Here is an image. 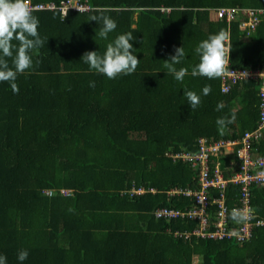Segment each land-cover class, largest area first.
<instances>
[{"label": "trees", "instance_id": "16d2710c", "mask_svg": "<svg viewBox=\"0 0 264 264\" xmlns=\"http://www.w3.org/2000/svg\"><path fill=\"white\" fill-rule=\"evenodd\" d=\"M82 2L90 9L34 10L45 43L31 53L33 67L17 75L18 93L0 82V255L7 264H264V224L244 242L185 239L174 231L192 232L196 220L152 213L190 206L189 197L167 190L199 186L197 169L168 152H196L201 137L241 140L257 127L263 77L241 78L227 92L221 78L192 76L191 69L199 63L198 44L223 29L230 34L229 68L264 71V14L256 12L258 27L249 35L242 17L228 23L215 15L222 6L264 9V0ZM93 15L116 20L107 39L96 35L102 21H90ZM128 32L140 59L133 74L109 79L81 60ZM179 47L186 55L175 67L189 70L183 82L164 68ZM185 90L201 96L195 109ZM233 112L221 135L216 120ZM254 148L264 154V132ZM133 186L148 190L132 197L126 191ZM227 193L231 207L239 204V185L229 184ZM251 202L253 220L264 219V185H254ZM229 222L235 224L231 216ZM21 250L28 251L24 261Z\"/></svg>", "mask_w": 264, "mask_h": 264}, {"label": "built area", "instance_id": "2783aa9c", "mask_svg": "<svg viewBox=\"0 0 264 264\" xmlns=\"http://www.w3.org/2000/svg\"><path fill=\"white\" fill-rule=\"evenodd\" d=\"M29 2L34 10L61 9L64 15L72 8L75 10L79 8L80 11H84L91 7L82 0H62L59 4L55 2L35 3L32 0ZM162 9L170 10L169 7H162ZM215 10L216 17L225 19L228 23L242 17L240 26L246 35H249L257 27L259 18L255 15L256 12L264 14L263 8L245 10L222 6ZM247 77L264 78V71L229 68L228 72L221 77L222 90L228 92L234 83ZM260 97L262 100L260 105L261 117L258 125L253 130L246 131L241 140L233 138L209 140L206 137H201L199 150L196 152L183 148L180 151L175 149L168 153L173 159H182L197 169L196 175L199 185L196 189L173 187L167 190V194L170 196L189 197L192 201L190 206L183 209L158 206L152 212L156 219L172 221L182 218L197 221V226L192 232L176 230L174 231L175 236L191 239L193 235H196L202 239L214 240L235 237L238 241L244 242L252 236L254 226L264 224V219L253 220L256 214L251 205L252 188L254 185H264V176L260 175L264 173V154L260 155L256 151L257 148H254L255 143L263 137L264 132V79ZM224 157L228 160L227 164H224L227 161L223 159ZM229 184L240 187L239 204H235L233 207L228 204L227 200ZM147 190L145 186H133L126 192L134 197ZM149 190L153 193L157 191L155 188ZM61 191L66 195L72 193V190L69 189H61ZM245 207L251 210L250 218L246 222H235L231 225L229 220L232 209Z\"/></svg>", "mask_w": 264, "mask_h": 264}, {"label": "clouds", "instance_id": "9594fccd", "mask_svg": "<svg viewBox=\"0 0 264 264\" xmlns=\"http://www.w3.org/2000/svg\"><path fill=\"white\" fill-rule=\"evenodd\" d=\"M33 12L34 8L29 0H0V82H10L14 93L19 92V87L15 82L17 75L33 67L31 53L33 50L43 47L45 43L38 32L39 18ZM89 20L102 21V27L96 35L103 39H107L108 34L117 28L116 20L107 15H93ZM133 39L135 37L131 32L119 34L107 44L106 50L102 54L95 50L86 51L81 60L89 65L90 71L95 70V72L103 74L109 79H115L122 74H133L140 63V59L134 54L133 44L130 42ZM13 41L17 43L14 44ZM229 41L230 34L223 29L202 40L195 48V52L199 55V63L192 67L191 75L206 77L210 80L223 77L229 70L232 51ZM185 55L183 47L176 48L175 54L169 60H165L164 63L167 72L179 82H183L189 72L186 67H180L178 70L175 67L182 62ZM7 58H11L12 66L9 65ZM38 63L39 61H37ZM89 86L94 87L95 82L90 81ZM210 92L211 86L205 85L202 94L207 96ZM184 95L192 109H195L201 102V96L195 91L185 90ZM223 107L222 102L217 104V110H221ZM235 118L233 112L230 117L224 116L216 120L221 135L224 134L227 125L235 121ZM176 161L186 162L182 159ZM260 175L264 176V173ZM250 213L251 210L247 207L243 209L233 208L231 218L236 223L246 222L250 218ZM27 256L28 251L21 250L18 254V260L24 261ZM0 264H7L5 255H0Z\"/></svg>", "mask_w": 264, "mask_h": 264}, {"label": "bare ground", "instance_id": "6f19581e", "mask_svg": "<svg viewBox=\"0 0 264 264\" xmlns=\"http://www.w3.org/2000/svg\"><path fill=\"white\" fill-rule=\"evenodd\" d=\"M256 15V14H255ZM257 15H258V13H257ZM262 17V16H261ZM258 25V24H257ZM258 27V26H257ZM250 38V37H249ZM235 69H237V68H235ZM243 69V68H242ZM246 69V68H245ZM260 79V78H259ZM261 108V107H260ZM225 139V138H224ZM228 139V138H227Z\"/></svg>", "mask_w": 264, "mask_h": 264}, {"label": "rangeland", "instance_id": "374dc122", "mask_svg": "<svg viewBox=\"0 0 264 264\" xmlns=\"http://www.w3.org/2000/svg\"><path fill=\"white\" fill-rule=\"evenodd\" d=\"M196 262H197V259H196Z\"/></svg>", "mask_w": 264, "mask_h": 264}]
</instances>
